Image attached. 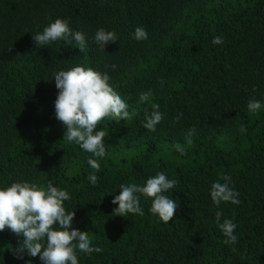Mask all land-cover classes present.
Returning <instances> with one entry per match:
<instances>
[{
    "label": "trees",
    "instance_id": "1",
    "mask_svg": "<svg viewBox=\"0 0 264 264\" xmlns=\"http://www.w3.org/2000/svg\"><path fill=\"white\" fill-rule=\"evenodd\" d=\"M57 17L85 35L82 52L74 42L35 45L31 34ZM137 26L146 40L133 38ZM98 28L115 31L116 43L98 46ZM217 35L223 43L213 45ZM76 64L107 72L131 116L97 125L106 136L95 185L86 179L91 154L67 142L54 116L52 73ZM153 105L163 119L151 132L142 121ZM157 171L177 182L169 223L143 197V216L115 215L119 184ZM224 175L240 203L217 208L209 188ZM18 180L68 190L72 227L103 249L78 264H264V0H0V184ZM218 210L236 223L235 244L223 243ZM18 240L0 231V264H40L15 258Z\"/></svg>",
    "mask_w": 264,
    "mask_h": 264
},
{
    "label": "clouds",
    "instance_id": "2",
    "mask_svg": "<svg viewBox=\"0 0 264 264\" xmlns=\"http://www.w3.org/2000/svg\"><path fill=\"white\" fill-rule=\"evenodd\" d=\"M68 18L57 17L50 21L41 31L32 35L36 46H45L57 41L64 45L73 42L80 52L86 48L85 35L69 27ZM137 41L148 38L147 31L137 26L133 31ZM115 31L98 28L93 41L102 49L108 43H116ZM211 43H223V37L214 36ZM115 69V65H111ZM54 86L57 89L53 101L55 119L65 126L63 137L67 142L75 144L79 149L91 154L86 163L91 169L86 179L91 185L97 182L101 161L105 157L104 138L106 132L97 127L106 117L114 120L131 119L128 104L115 93L109 84L107 72H99L91 67L76 64L67 70L60 69L52 73ZM151 95L150 90L142 92L139 100L145 102ZM247 109L256 112L261 109L260 100L252 99L247 103ZM153 105V110L146 111L142 127L148 131H156V125L163 119V114ZM179 117H176L178 119ZM100 125V124H99ZM195 128H189L186 139L191 142ZM176 151L183 153L184 149L176 146ZM223 181V182H220ZM231 177L224 175L213 181L209 188V197L213 205L219 208L221 203H240L239 192L230 184ZM176 180L170 179L163 171H157L148 176L143 183H121L119 193L111 203L116 205L113 213L120 217L129 214L143 216L144 208L141 198L151 200L148 211L161 222L169 223L178 207L176 199L167 195L176 186ZM70 193L60 186L48 183L46 186L28 180L13 181L10 184H0V231L5 228L19 238L14 250L15 258L23 260L25 256L38 258L40 264H78V258L100 253L103 249L92 243L88 231L72 227L74 211L67 210L65 202L70 200ZM222 211L215 212L214 221L217 228L225 237L223 243L235 244L237 235L236 223L231 218H223ZM24 264H31L25 260Z\"/></svg>",
    "mask_w": 264,
    "mask_h": 264
}]
</instances>
